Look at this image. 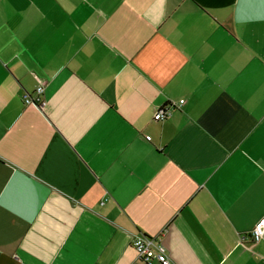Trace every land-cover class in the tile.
Instances as JSON below:
<instances>
[{"label": "crops", "instance_id": "crops-1", "mask_svg": "<svg viewBox=\"0 0 264 264\" xmlns=\"http://www.w3.org/2000/svg\"><path fill=\"white\" fill-rule=\"evenodd\" d=\"M262 217V0H0V264H264Z\"/></svg>", "mask_w": 264, "mask_h": 264}, {"label": "built area", "instance_id": "built-area-1", "mask_svg": "<svg viewBox=\"0 0 264 264\" xmlns=\"http://www.w3.org/2000/svg\"><path fill=\"white\" fill-rule=\"evenodd\" d=\"M38 85L35 88V97L30 94H25L24 101L30 102L34 100H40L39 96L43 91V80L38 79ZM170 114V109L165 106L154 115V119L162 120L166 118ZM264 234V217L258 219L252 230L251 237L254 241H258ZM134 247L138 257L145 262H151L152 260H156L160 264H172L171 260L165 254L163 246L155 241L154 238H147L144 236H136L133 238L131 242Z\"/></svg>", "mask_w": 264, "mask_h": 264}, {"label": "snow or ice", "instance_id": "snow-or-ice-1", "mask_svg": "<svg viewBox=\"0 0 264 264\" xmlns=\"http://www.w3.org/2000/svg\"><path fill=\"white\" fill-rule=\"evenodd\" d=\"M262 2H264V0H262Z\"/></svg>", "mask_w": 264, "mask_h": 264}]
</instances>
